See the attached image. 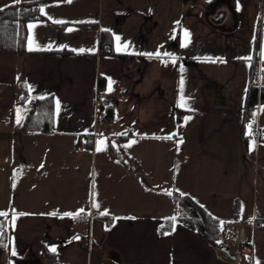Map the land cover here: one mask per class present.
<instances>
[{"label":"crops","instance_id":"crops-1","mask_svg":"<svg viewBox=\"0 0 264 264\" xmlns=\"http://www.w3.org/2000/svg\"><path fill=\"white\" fill-rule=\"evenodd\" d=\"M12 3L0 0V8ZM41 7L44 18L30 22L38 24L34 50L27 29L26 52H0V210L9 212L12 240L0 264H264V103L244 116L248 89L264 88V0H57ZM102 31L111 33V52L101 47ZM100 92L114 98V108L102 109L113 112L111 122L98 118ZM49 94L52 134L19 132L18 116ZM178 109L185 111L179 123ZM83 134L91 135L90 148ZM173 192L223 221L222 233L243 223L249 263L237 253L219 259L178 222L171 235L159 234L177 216L169 215ZM81 208V217L63 215ZM13 209L26 214L14 226Z\"/></svg>","mask_w":264,"mask_h":264},{"label":"trees","instance_id":"trees-1","mask_svg":"<svg viewBox=\"0 0 264 264\" xmlns=\"http://www.w3.org/2000/svg\"><path fill=\"white\" fill-rule=\"evenodd\" d=\"M57 0H34L20 1L12 3L3 8H0V52L8 53H24L27 51V25L32 21H37L44 18L39 9L44 3ZM101 47L107 52L112 49V36L108 31L101 32ZM264 65V61H262ZM104 79L100 80V87L103 86ZM23 93L20 99L27 98L25 86L22 87ZM43 99L35 98L31 102V106L26 114L21 119L17 130L19 132H35V131H50L54 124V97L52 94L42 96ZM247 103L255 105L264 103V88L251 86L248 89ZM185 114L184 110L178 109L177 121L182 120ZM114 119L113 112H104L102 121L111 122ZM87 140L88 148L92 145L90 134H83ZM127 136L121 137V139ZM180 209L181 214L175 216V221L166 219L159 228V234H162L172 228L173 223L178 222L186 228L197 231L200 236L212 247L221 240L223 233L221 229L220 219L210 215L204 208L198 205L193 199L187 195L173 192L167 194ZM0 223H3L5 231L0 235V250L9 253L12 245L10 223L7 217H0ZM46 254L53 253L45 251ZM243 256V254H237ZM245 263H249L248 257H243Z\"/></svg>","mask_w":264,"mask_h":264},{"label":"built area","instance_id":"built-area-1","mask_svg":"<svg viewBox=\"0 0 264 264\" xmlns=\"http://www.w3.org/2000/svg\"><path fill=\"white\" fill-rule=\"evenodd\" d=\"M254 86V85H251ZM249 105L246 100V106H245V118L251 117L256 109L257 105ZM95 106L98 109L97 115L98 118H102L104 115V112L102 111L103 108L111 109L114 108V98L110 95H107L103 92H100L96 95L95 98ZM50 134H52V131H48ZM246 141H249L252 136L245 135L244 136ZM80 145L85 146V142L83 139L79 141ZM113 220L112 217H108L106 220H104V225H109L110 222ZM224 238V239H223ZM224 240V243L222 242ZM226 248L230 253H233L231 250H236V253H240L243 255H249L251 254V246L248 244L246 237H245V225L243 223H235L229 226L225 232L223 233V236L221 240H219V243L215 245V250L217 253V257L221 260H229L230 258L221 251L222 248Z\"/></svg>","mask_w":264,"mask_h":264},{"label":"snow or ice","instance_id":"snow-or-ice-1","mask_svg":"<svg viewBox=\"0 0 264 264\" xmlns=\"http://www.w3.org/2000/svg\"><path fill=\"white\" fill-rule=\"evenodd\" d=\"M20 2V0H13V3H19ZM65 2H67V3H71L72 2V0H65ZM0 10H2V9H0ZM39 11H40V13L41 14H46L45 13V8L44 7H41L40 9H39ZM49 19H52L51 17H49ZM55 23H66L65 21H63V20H55L54 21ZM82 22V21H81ZM177 24H179V21H177L176 22ZM36 27H38V24L37 23H29L28 25H27V29L29 30V35H28V43H29V48H28V50L29 51H33L34 50V48H33V44L35 43V37H34V35L32 34V30H34ZM74 29H71V28H69V29H67V31H73ZM189 33H188V31L187 30H185L184 31V36H185V38H186V41H187V38L189 37ZM116 39L117 40H119L120 38L117 36L116 37ZM182 46H186V43L185 44H182ZM79 51H81V52H83V51H85V49H83V48H81V49H79ZM88 51H91V49H89ZM149 55H152V54H149ZM261 57L262 58H264V47H262L261 48ZM246 59H251V57H247ZM181 84H183V80H181ZM109 90H111L110 88H109ZM30 91H31V88H30ZM39 99H43V97H38ZM59 101H57V109L59 110ZM185 104H186V101H185V98L182 96L181 97V103H180V107H185ZM19 111V110H18ZM191 119V117H185V122H187L188 120H190ZM20 123V117L18 116V118H17V124H19ZM249 127V129L251 128V125H249L248 126ZM126 134V133H125ZM246 135H251V132L250 131H248L247 133H246ZM167 139H171L172 137H166ZM183 141L181 140V143H182ZM132 143H135V141H130V143H129V145H126V147H130L131 146V144ZM103 144H104V141H98L97 142V151L99 152V151H103L104 150V148H103ZM254 147V143H253V145H250V151L252 150V148ZM41 166H43V165H41ZM15 186V185H14ZM170 194V193H169ZM93 195H95V194H93ZM92 207L93 208H99V204L98 203H96L95 201H93V204H92ZM13 211V215H12V221H13V226H14V222H15V220L18 218V216H23V215H26L25 213H18V214H16L15 213V209H13L12 210ZM84 213H85V210L83 209V208H81V209H79V210H77V212L76 213H64L63 215L64 216H73V217H81V216H83L84 215ZM101 216H103V215H107L108 214V212H107V210H105L104 212H101V213H99ZM50 215H57V213H50ZM9 216V212L8 211H6V210H0V217H8ZM114 219H120L119 217H117V218H114ZM168 219H171V220H173V221H175V217H172V218H168ZM224 222L222 221L221 222V224H223ZM176 229H175V223H173V225H172V231L174 232ZM5 231V229H4V225H3V223H0V235H2L3 234V232ZM165 236H167V235H171V233L170 232H164L163 233ZM75 239H79V237H75ZM218 243H219V241H218ZM50 251H52V252H55L56 251V248L54 247V246H52V247H50V249H49ZM12 255H16V252H15V250L13 249L12 250V253H11Z\"/></svg>","mask_w":264,"mask_h":264},{"label":"rangeland","instance_id":"rangeland-1","mask_svg":"<svg viewBox=\"0 0 264 264\" xmlns=\"http://www.w3.org/2000/svg\"><path fill=\"white\" fill-rule=\"evenodd\" d=\"M19 106L20 105H16V107H15V112H16V114H18L19 113V111H20V109H19ZM19 110V111H18ZM20 173H18V172H16L15 173V178H17V182H19V178H20ZM0 178H1V176H0ZM2 184L0 183V187H1V191H0V193L2 194L3 192H4V187H2L1 186ZM14 196V195H13ZM175 204V203H174ZM170 210V209H169ZM182 212H181V209H180V207H178V205H174V207L170 210V212H169V215H173V216H175V215H179V214H181ZM224 239V238H223ZM222 242L224 243V240H222ZM233 253H236V250H231ZM237 254H239L238 252H237Z\"/></svg>","mask_w":264,"mask_h":264},{"label":"water","instance_id":"water-1","mask_svg":"<svg viewBox=\"0 0 264 264\" xmlns=\"http://www.w3.org/2000/svg\"><path fill=\"white\" fill-rule=\"evenodd\" d=\"M222 18H223V15L222 14H219L217 15L215 18L212 19V21L214 23H220L222 21ZM221 251L223 253H225L230 259H235L236 258V255L235 254H232L230 253L226 248H222Z\"/></svg>","mask_w":264,"mask_h":264}]
</instances>
